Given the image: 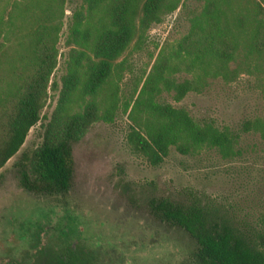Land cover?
Instances as JSON below:
<instances>
[{
  "label": "rangeland",
  "instance_id": "1",
  "mask_svg": "<svg viewBox=\"0 0 264 264\" xmlns=\"http://www.w3.org/2000/svg\"><path fill=\"white\" fill-rule=\"evenodd\" d=\"M201 2L181 0L160 22L138 30L113 61L101 89L68 102L79 110L94 100L101 115L72 145L71 188L65 194L42 195L20 185L13 163L41 141L64 77L82 50L68 39L76 12H85L86 6L83 0L64 1L57 62L41 118L0 168V264H191L192 239L149 213L151 196L196 199L219 208L236 225L264 233V0H230L249 20L227 77H209L182 95L162 78L145 82L158 62L169 66L163 76L177 82H194L201 73L198 67L189 69L178 50ZM253 16L262 23L257 47L249 44ZM80 64L83 72L85 59ZM148 97L181 107L199 122L228 127L236 134L234 153L223 156L209 145L182 153L172 144L163 161L150 164L128 139L132 126L143 130L139 124L151 119L148 102L138 105Z\"/></svg>",
  "mask_w": 264,
  "mask_h": 264
},
{
  "label": "trees",
  "instance_id": "2",
  "mask_svg": "<svg viewBox=\"0 0 264 264\" xmlns=\"http://www.w3.org/2000/svg\"><path fill=\"white\" fill-rule=\"evenodd\" d=\"M65 0H0V168L23 144L29 129L41 118L50 74L57 62L56 43L62 27ZM70 24L69 43L82 47L74 56L64 89L41 141L22 151L13 165L22 187L42 195L65 194L72 186V145L101 114L94 100L73 110L69 101L95 95L107 82L113 61L121 55L136 32L175 10L181 0H83ZM190 16L187 33L178 50L190 67H198L196 80L177 82L163 76L166 63H156L147 81L159 77L179 95L203 86L209 77H227L249 18L230 0H201ZM235 7V8H234ZM254 17V16H253ZM249 44L262 43L260 18ZM81 59L86 66L82 72ZM195 83V84H194ZM144 89L142 87L141 91ZM77 92V94H76ZM76 94V97L71 95ZM143 99V98H142ZM148 102V119L128 131L132 147L152 165L159 164L169 146L182 153L203 145L216 147L221 155L234 153L235 132L195 120L185 109L170 103ZM107 111V109H105ZM107 113V112H105ZM150 120V121H149ZM259 123V122H258ZM250 125L249 120L245 121ZM150 214L184 230L192 239L191 264H264V233L233 223L219 208L196 199L151 196Z\"/></svg>",
  "mask_w": 264,
  "mask_h": 264
}]
</instances>
